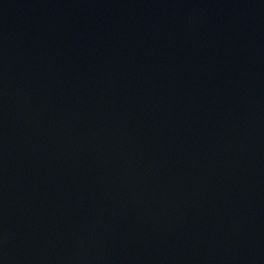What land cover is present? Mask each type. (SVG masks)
Masks as SVG:
<instances>
[{"label":"water","instance_id":"obj_1","mask_svg":"<svg viewBox=\"0 0 264 264\" xmlns=\"http://www.w3.org/2000/svg\"><path fill=\"white\" fill-rule=\"evenodd\" d=\"M0 264H264V0H0Z\"/></svg>","mask_w":264,"mask_h":264}]
</instances>
